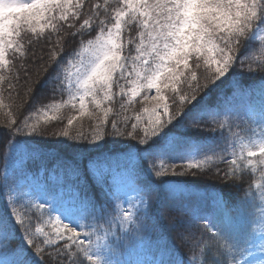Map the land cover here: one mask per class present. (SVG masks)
Instances as JSON below:
<instances>
[{
    "label": "trees",
    "instance_id": "16d2710c",
    "mask_svg": "<svg viewBox=\"0 0 264 264\" xmlns=\"http://www.w3.org/2000/svg\"><path fill=\"white\" fill-rule=\"evenodd\" d=\"M107 3L114 6L116 0ZM82 4L81 15L74 21H60L55 29L49 25L39 35L23 32V48L8 54L14 67L0 70V77L11 81H0V227L9 234L24 264H91L89 256L97 259L89 246L95 238L102 244L99 253L109 258L108 264H231L232 258L237 264L263 228L264 157L249 158L244 148L264 121V73L248 70L249 63L255 68L264 59V40L252 37L255 28L264 24V16L239 38L233 62L219 79L209 83L207 77L214 67L210 70L202 55L190 56L178 91L190 97L197 81L204 87L180 115L140 144L126 132L134 131L133 124L137 130L148 126L145 109H151L154 102L150 89L141 88L136 97L130 92L133 84L129 79L135 76L127 73L140 63L134 61L143 31L138 22L123 26L127 71L124 76L117 74L113 100L97 110L86 99L88 107L80 115L79 102L69 97L71 73L84 61L91 48L89 41H95L102 31L88 10L95 12V5L103 7L105 0H82ZM109 11L114 16L115 8ZM85 19L90 25L82 27ZM107 27L111 25L104 27V34ZM226 34L217 33L215 42L220 47L224 41L219 37ZM53 45L58 46L57 59L43 73ZM193 72L197 81L191 79ZM29 84L32 92L28 97ZM164 94L170 111H175L179 95L171 89ZM105 108L111 109L106 117ZM14 121L19 128H10ZM193 123L201 125L190 126ZM32 126L48 134L29 133ZM64 131L71 136L82 133L89 140L97 132L125 135L105 134L91 142L60 135ZM233 159L236 165L231 164ZM203 161L206 163L191 169V174H171L174 165L180 172L189 162ZM158 168L166 175L157 177ZM122 172L133 176L143 202L130 219L123 217L115 191L116 175ZM225 172L229 174L226 178ZM32 186L44 196L69 197L68 203L82 215L80 233L88 245V256L80 250L69 256L59 242L45 245L43 255H37L25 242L10 208L33 215L29 209L36 204L28 196L29 200H22ZM170 216H177L175 227L168 223ZM205 225L224 240L220 243L225 245V255L204 246L189 257L178 243L176 231L194 232ZM36 226L51 233L42 219L39 225L33 220V230ZM10 258L8 253H0V261Z\"/></svg>",
    "mask_w": 264,
    "mask_h": 264
},
{
    "label": "snow or ice",
    "instance_id": "6c2138e0",
    "mask_svg": "<svg viewBox=\"0 0 264 264\" xmlns=\"http://www.w3.org/2000/svg\"><path fill=\"white\" fill-rule=\"evenodd\" d=\"M82 7V0H75V2L74 0H27V2L25 0H0V9L4 10V14L0 16V70H9L14 67L8 54L18 52L23 48L21 44L24 38L23 32L39 35L44 33L49 25L55 29L60 21H74L76 16L81 15ZM113 7L115 8L114 16L109 11ZM88 14L94 18L95 26L101 27L102 31L95 41H89L93 56L91 66L82 72L78 70L76 88L79 90L80 115H84L88 107L86 99L97 110H100L106 102L110 103L113 100V85L119 76H124L127 71V58L123 55L126 45L121 42L123 26L136 21L143 31L139 34L140 39L136 46L137 55L134 57V61L140 63L132 69V72L127 73L129 77L135 76V79H129V83L133 84L130 89L131 96L139 95L141 88L154 89L155 95L151 97L154 106L151 109H145L149 114L148 126L137 130V125L133 124L134 131H127L126 134L129 138L144 144L147 139L156 135L180 115L184 107L196 99L200 88L204 87L199 85L197 76L193 72L191 79L197 83L193 86L191 96L180 94L178 91L177 86L185 76L184 70L188 69L190 56L202 55L208 68L211 70L214 67V71H211L207 77L209 83L223 76L233 62L239 38L255 25L259 16H264V0H116L114 6L105 0L103 7L97 4L95 12L89 9ZM89 25L90 20L85 19L82 27ZM107 25L111 27H107L106 34H104L103 29ZM217 33H227L219 37L224 41L223 47L215 42ZM261 39L264 40V36H261ZM57 56L58 46L53 45L49 59L41 69L43 73L56 61ZM252 64H248L249 71L258 69L264 73V59H261L255 68ZM37 79H40L39 75ZM0 81L11 82L4 80L3 77H0ZM28 88L26 95L29 97L32 85L29 84ZM167 89L179 95L175 111H170L167 103L168 97L164 94ZM75 99L76 97H73V100ZM145 99L147 100L148 97ZM110 110L103 109L105 117ZM68 123L72 124V120ZM199 125L201 123H193L190 126ZM13 127L19 128L17 121L11 122L10 128ZM116 127L117 125L113 124V128ZM140 131L143 135H140ZM32 132L48 134L35 126L31 127L29 133ZM105 134L125 135L121 132H97L89 140L82 133L78 136H71L68 131L60 133L74 140L83 138L91 142L102 139ZM257 155L264 157V145L259 147L258 153L251 150L247 153L249 158ZM248 162L251 164V159ZM203 163L206 161L189 162L180 172L175 170L174 165L171 167V174H191V169L201 168ZM236 163L235 159L231 161L232 165ZM154 173L157 177L166 175V172L159 168ZM228 175L225 172L224 177ZM29 211L33 215H28L27 212L18 208H10L16 224L24 233L25 242L37 255H43L45 245L59 242L68 251L69 256L77 250L83 251L84 255L88 256V245L81 238V233L66 223L62 224L58 219L51 223L54 238H52L53 233H49L42 226H36L33 230V220L35 219L39 225L44 216L43 205H32ZM168 223L170 227H175L177 216L168 217ZM39 237L43 239L40 240ZM176 237L189 257L195 253L196 249L200 250L204 246H210L220 255H225V245L220 243L224 240L217 237L207 225L202 230L198 229L194 232L178 230ZM0 253H8L11 257L7 261H0V264H24L22 255L15 250L9 234L2 227H0ZM88 258L91 264H100L98 259L90 256ZM231 264H236L234 258Z\"/></svg>",
    "mask_w": 264,
    "mask_h": 264
},
{
    "label": "rangeland",
    "instance_id": "374dc122",
    "mask_svg": "<svg viewBox=\"0 0 264 264\" xmlns=\"http://www.w3.org/2000/svg\"><path fill=\"white\" fill-rule=\"evenodd\" d=\"M25 2H27V0H25ZM3 14L4 10L0 9V16ZM261 36H264V24L256 27L253 35V37L256 39H261ZM92 59V48H90L86 52L84 61L75 68L68 81L69 97L71 99L76 97L75 100L78 102L79 90L76 88L78 70L82 72L90 67ZM150 90L151 98L155 95V90ZM261 145H264V121L261 124V131L256 133V136L251 139L250 143L245 144L244 150H246L247 153L250 150L256 151L258 153L259 147ZM127 174H129L128 171ZM133 179V176L129 177L128 175H123V172L116 175L117 182L115 191L118 193V205H120L122 208V214L125 219H130V217L135 214L136 210L141 208L140 206L143 205L142 197L139 195L136 185L133 183ZM26 196L32 199L36 205H43L44 216L42 217V221L45 226L50 228L51 233H53L51 223L56 219L60 220L62 224H68L79 233L83 229L84 224L82 215L76 211V208L68 203L71 201L69 197L64 196L62 199H58L57 195L44 196L43 193H41L35 186H32L30 189L25 191L22 200L23 198L29 200ZM8 205H10V203ZM260 225L263 227L262 232L257 235L253 247H251L248 253L243 258H241L237 264H264V216L260 221ZM82 235L83 234H81V236ZM89 246L92 255H96V258L99 260L100 264H108L110 261L109 258L107 256L104 257L105 255H101L99 253L100 246H102V244H100L96 238Z\"/></svg>",
    "mask_w": 264,
    "mask_h": 264
}]
</instances>
